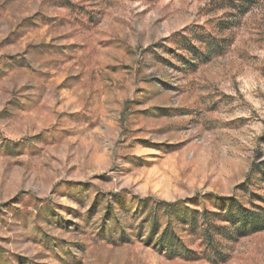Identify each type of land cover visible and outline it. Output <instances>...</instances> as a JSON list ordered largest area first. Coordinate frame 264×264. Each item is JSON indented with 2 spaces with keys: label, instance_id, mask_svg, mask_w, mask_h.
Here are the masks:
<instances>
[{
  "label": "rangeland",
  "instance_id": "obj_1",
  "mask_svg": "<svg viewBox=\"0 0 264 264\" xmlns=\"http://www.w3.org/2000/svg\"><path fill=\"white\" fill-rule=\"evenodd\" d=\"M257 148L264 0H0V264H264L183 220Z\"/></svg>",
  "mask_w": 264,
  "mask_h": 264
},
{
  "label": "trees",
  "instance_id": "obj_2",
  "mask_svg": "<svg viewBox=\"0 0 264 264\" xmlns=\"http://www.w3.org/2000/svg\"><path fill=\"white\" fill-rule=\"evenodd\" d=\"M242 195L247 200H240L236 194L213 196L217 201L216 209L209 210L205 206L185 214L184 226L194 232L198 217L203 219L202 234L204 240L214 244V234L222 237H237L247 233L264 230V150H254L250 167L243 182L240 184ZM211 197V195H206ZM204 197V196H203ZM206 197V198H207ZM200 214V215H199ZM153 230L150 239L158 236L157 221L151 224ZM175 236L166 230L155 239V244L165 252L173 253Z\"/></svg>",
  "mask_w": 264,
  "mask_h": 264
}]
</instances>
